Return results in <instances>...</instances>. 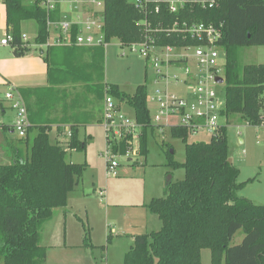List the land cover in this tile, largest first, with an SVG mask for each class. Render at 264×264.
<instances>
[{
	"label": "trees",
	"instance_id": "16d2710c",
	"mask_svg": "<svg viewBox=\"0 0 264 264\" xmlns=\"http://www.w3.org/2000/svg\"><path fill=\"white\" fill-rule=\"evenodd\" d=\"M3 4L15 57L29 52L28 44L21 40L24 22L36 23L35 46L46 43L47 14L38 0H3ZM60 13L57 7L50 18L58 20ZM103 15L105 41L116 39L121 46H128L142 40L140 22L145 15L131 0H104ZM147 19L152 27L160 24L162 28L183 21L221 25L219 46L225 52L222 114L227 119L237 116L250 127L264 128V64L240 65L236 55L240 47H264V0H217L213 9L194 5L177 14L163 9ZM71 34L76 35L75 28ZM159 37L161 45L195 44L178 33ZM80 55L87 56L85 64L80 61ZM42 60L47 85L17 89L30 123L26 135L33 134L17 142H3L9 151H5V157L10 156V160L0 164L1 264L45 263L46 250L40 244L42 227L51 220L55 209L66 206L69 193L79 187L87 167L85 162H67L65 156L69 151H85L87 138L79 140L78 129L93 122L94 117L91 113L71 116L69 110H72L66 105L58 106L59 87L80 84L97 101L109 94L117 103H127L140 128L138 156L146 155L148 135L154 131L147 108V84L138 85L132 95L125 96L117 85L104 82L103 48L51 45L46 47ZM0 109H3L1 103ZM53 126L56 130L68 126L67 146L51 141L49 133ZM5 128L3 125L2 130ZM169 134L183 143L184 161L179 163L173 160V152L166 153V167L182 169L183 179L169 182L163 197L153 198L143 206L157 217L160 228L134 235L123 264H201L200 253L204 249L209 250L210 264H264V205L237 195L256 177L237 182L239 170L227 162L226 127L205 143L188 142L190 134L184 128H170ZM130 138L123 137L113 152L126 154ZM238 231L242 239L232 243ZM82 246L95 249L88 227H84ZM105 248L99 247L101 258Z\"/></svg>",
	"mask_w": 264,
	"mask_h": 264
},
{
	"label": "rangeland",
	"instance_id": "374dc122",
	"mask_svg": "<svg viewBox=\"0 0 264 264\" xmlns=\"http://www.w3.org/2000/svg\"><path fill=\"white\" fill-rule=\"evenodd\" d=\"M62 9L63 11H68L66 5H62ZM0 24L3 26L5 25V7L3 0H0ZM28 25L29 29L25 28L24 31L26 30V39L29 41V52L26 53L24 58H30V62L33 63H30L29 66L20 68L18 66L19 61L24 58L16 59L10 47L6 49L0 48V74L8 73L12 74L9 76H13V73H15L17 75L14 76L15 78L13 80L17 82H31L32 86L35 87L44 86V74L43 72L42 74L39 73L37 69L41 67L42 70H44L45 68L40 50L44 53L46 48L44 46H35L33 43L36 36V23L34 21H29ZM236 55L240 65L264 64V47H240L236 49ZM87 60L88 58L86 55H80V61L83 64H85ZM1 67H3V69H1ZM32 72L37 73L36 75L27 74ZM18 73H22L24 76H20L21 74ZM103 73L104 82L117 85L125 96L132 95L135 88L145 82L147 84V108L149 117L153 119L157 110L156 105L150 100L152 91L155 88L153 82L151 83L153 71L146 66L141 57L130 52L127 48L120 47L118 41L112 39L104 48ZM144 73L146 75V80L144 79ZM219 76L221 78L223 77L222 69ZM159 86L161 87V82ZM9 88L10 86L0 76V103L3 107L9 104L3 99V95ZM216 90L219 106H221L224 102V86H219ZM168 91L172 95L184 97L189 89L170 85ZM57 93L58 98L61 99L58 106H62L63 104L66 105L68 109L72 110H69L71 116L91 113L94 120H99L102 117V101H97L93 98L92 95L84 90L82 85L66 84L59 87V92ZM118 104H120L121 114L130 120L133 119V110L129 105L125 102H120ZM5 111V115H2L0 110L1 121L2 119L6 121V118H12V114H10L9 110ZM58 118L61 119L60 116ZM175 120L176 119L172 118L169 122L175 124ZM228 120L229 124L226 127L228 158L232 159L233 165L239 170L237 182L240 183L253 177L260 180V185L253 184L247 186L243 192H238L237 195L250 196V192L253 189H260L264 194V128L250 127L237 116L229 118ZM81 129L80 138H87L86 149L84 152L72 153L71 160L72 163L85 162L87 164L86 170L80 180L79 187L75 191H81L88 209L90 210L91 219L94 224L95 242H97V240L101 242L104 238L103 234L105 231L104 228H102L104 218L106 217L104 206L108 203L120 206L118 208H110L109 219H118L119 223L123 224L124 227L132 225L133 229L129 231V234H141L159 230L160 222L157 217L153 215L150 217L154 219L156 224L151 220L146 225V231H143V229L139 230V228L143 226L142 222L144 221L143 214L145 210L140 207L134 208L133 205L144 204L145 202L148 203L153 198L163 197V183H165L169 177L171 178V182H178L183 179L184 172L182 169L177 168L171 170L166 167V153H170L171 151H173V160L179 163L184 161L183 143L178 139L171 138L168 129H166L163 134L158 133L154 129L153 134L148 135L146 155L138 156V135L140 134V128H138L135 132V138L130 136L131 138L128 140L130 144L129 151L123 155L119 153L113 154V161L117 164L115 175L106 176V160L103 156L106 150V134L102 124L99 125L98 122L93 121L91 124L81 127ZM67 131L68 129L66 127L62 126L59 130H56V127L53 126L49 135L50 138L52 135H55L56 139L60 138V140H62V135L66 134ZM240 139L242 143H239ZM12 140L17 141V136L13 135ZM209 140L210 135L201 132L191 135L188 138V142L191 143H205ZM115 146L118 145H116V143L113 145L112 152ZM5 151L9 153L5 144L2 143L0 145V164L9 163L10 156L6 158ZM100 189L105 190L106 202L105 195L102 198L98 196V191ZM82 221L84 227H87L85 217H82ZM72 222L78 227L76 220ZM153 224L156 225V227H151ZM240 234V231L235 234L232 243L235 242V239H237ZM123 239L126 241L128 240L124 238V236ZM122 240H120V242H122ZM103 245L105 246L106 244ZM98 257H100L99 254ZM100 261L103 263L102 260ZM200 263L210 264L209 250H201ZM119 264H122V262L120 261Z\"/></svg>",
	"mask_w": 264,
	"mask_h": 264
},
{
	"label": "built area",
	"instance_id": "2783aa9c",
	"mask_svg": "<svg viewBox=\"0 0 264 264\" xmlns=\"http://www.w3.org/2000/svg\"><path fill=\"white\" fill-rule=\"evenodd\" d=\"M38 2L47 14V32L50 34L52 29L58 32L52 42L49 38L47 39L44 47L73 45L104 49L109 43L105 41L103 33L104 0H38ZM131 3L145 15L144 20L140 22L143 38L128 46L119 45L141 57L146 66L153 71L151 83L153 82L155 88L150 100L157 107L151 119L154 129L160 134H163L166 129L180 127L188 130L190 136L199 132L210 135V138L218 135L222 127L228 126V119L222 114L224 102L219 106L216 90L223 85V83H217V79L221 78L219 76L221 69L224 76L225 52L219 46L222 26L204 22L189 24L183 21L180 24L174 22L171 27L162 28L160 24L152 27L147 19V16L160 14L163 9L169 14H177L187 6L194 5L201 9H213L217 7V0H131ZM62 5H66L68 11H63ZM57 7L61 11L60 18L53 21L50 15ZM74 28L76 35L73 37L71 32ZM172 33L181 34L183 39L193 40L195 44L161 45L158 43L159 35ZM0 35V46L13 49V40L6 24L0 25ZM21 40L27 43L25 34L21 35ZM170 85L185 87L189 91L184 97H178L169 93ZM5 99L9 101L10 109L14 112L12 130L17 138L22 139L30 127L23 99L13 89L5 94ZM118 106L112 96L105 94L102 99L101 124L106 134V150L103 153L106 160V176L115 175L117 167L113 161V145L115 143L118 145L123 137L135 138V132L139 128L133 119L130 120L121 114ZM172 118L176 119L175 124L169 122ZM62 136L65 137V142L61 144L67 146L70 139L69 130ZM104 195L105 191L100 189L98 196L102 198Z\"/></svg>",
	"mask_w": 264,
	"mask_h": 264
},
{
	"label": "crops",
	"instance_id": "0c3cea01",
	"mask_svg": "<svg viewBox=\"0 0 264 264\" xmlns=\"http://www.w3.org/2000/svg\"><path fill=\"white\" fill-rule=\"evenodd\" d=\"M62 9V7H61ZM63 10V9H62ZM28 22H24L21 26V32L22 34H25L24 29L27 28L29 29ZM1 25V24H0ZM28 31V30H27ZM58 35V32L54 29L50 31L49 34V40H52L56 38ZM50 41V42H52ZM27 44H29V41L27 40ZM29 47V45H28ZM42 47V46H38ZM2 49H6L9 47H1ZM46 48V47H45ZM11 49V48H10ZM12 54H13V49H12ZM40 54L42 56V52L40 50ZM23 57L17 58L16 59H22ZM35 61V59H34ZM32 64L33 62H30V58H24L21 61H19V67L23 68L26 66H29V64ZM45 65V64H44ZM3 69V67H1ZM39 73L44 74V80H45V85L44 86H39V87H45L47 85V78H46V66L44 70H42L41 67L37 69ZM37 72H32V73H27L31 75H36ZM13 76H9L12 74L8 73H2L0 74L1 78L10 86L9 92L11 89L18 91L17 89L20 88H39L38 86H32L31 82L28 83H20L15 80H13L17 74L13 73ZM21 74L20 76H24V72L18 73ZM6 92V93H7ZM5 93V94H6ZM5 94L3 95V99L9 103L5 99ZM6 107V108H5ZM0 109L1 114L5 115L6 111L9 110L10 114H12V118H6V121L2 119L0 120V145L6 141L9 140L11 142H17L20 140L17 138V141L12 140V136L16 135L13 130H12V124L14 121V112L10 109V103L8 106H5ZM102 111V108H101ZM102 118V117H101ZM101 118L93 120L94 122H98V124H101ZM92 123V122H91ZM89 123V124H91ZM87 124V125H89ZM3 125L6 127L4 131L2 130ZM68 128V126L66 127ZM81 128L78 130V139L82 140L80 138V133H81ZM51 133V132H50ZM49 133V134H50ZM33 133H30L26 135V139L32 136ZM51 141L52 142H65V137L62 136V140L60 138L56 139L55 135L51 136ZM239 143H242V140H239ZM74 152L68 153L65 156V159L67 162H72L71 160V155ZM74 163V162H73ZM233 164V162H232ZM250 179V178H248ZM246 179L245 181H247ZM243 181V182H245ZM253 184H258L260 185V180L256 179L253 182H250L246 184L241 190L238 192H243L247 186H251ZM165 187V183H163V188ZM78 189V188H77ZM76 189V190H77ZM164 190V189H163ZM105 191V190H104ZM99 192V191H98ZM251 195L250 196H245L246 199L250 200L253 204L256 205H264V194L260 191V189H253L251 190ZM240 196V195H238ZM240 196V197H242ZM105 202H106V193H105ZM147 204L146 202L144 204H135L133 205L134 208H142L145 210V213L143 214L144 216V221L142 228L143 231H146V225L149 221H153L154 224L155 221L152 219L153 214L149 213L143 206ZM118 208L120 207L119 205H114V204H105L104 210L106 213V217L104 218V224L102 225V228H104L105 233L103 234V240L99 242L100 240H97L95 242V234H94V224L91 219V214L90 210L88 209L87 203L85 199L83 198V194L78 191L73 190L71 193H69L67 197V203L64 208H58L55 209L54 214L48 222H46L41 230V241L40 244L43 246L46 250V259L44 264H119L121 261L123 264V256L127 252V250L132 246L133 243V236L137 234H129V231L133 229L132 225L129 226H123V224L119 223V220L116 218L109 219V211L111 210L110 208ZM147 212V213H146ZM149 214V215H148ZM155 216V215H153ZM82 217H85L87 227L89 228V237L91 244L95 247V249L90 250L89 248H84L82 246V241H83V236H84V225L82 221ZM156 217V216H155ZM77 221V226L74 225L72 221ZM146 223V224H145ZM152 225L151 227H156V225ZM117 227V228H116ZM135 228V227H134ZM154 229V228H153ZM137 230V231H139ZM113 231V232H112ZM108 232V233H107ZM150 232H155V231H150ZM150 232H144V233H150ZM143 234V233H141ZM108 236L110 237V241L107 243V238ZM124 238H127L128 240L126 241ZM113 238V239H112ZM115 238V239H114ZM123 239V240H122ZM242 239V234H240L237 239H235L234 243H239L240 240ZM105 240V241H104ZM122 240V242H120ZM44 242V244H43ZM102 243V244H101ZM43 244V245H42ZM103 244H106V251L103 253L101 258V251L99 247L104 246ZM98 254L100 257H98ZM103 263H101V261Z\"/></svg>",
	"mask_w": 264,
	"mask_h": 264
},
{
	"label": "water",
	"instance_id": "95a60500",
	"mask_svg": "<svg viewBox=\"0 0 264 264\" xmlns=\"http://www.w3.org/2000/svg\"><path fill=\"white\" fill-rule=\"evenodd\" d=\"M217 83L222 84V83H223V79L218 78V79H217ZM172 152H173V151H171L170 153H172ZM227 162H228V164H232V159H231V158H228V159H227ZM169 182H171V178H170V177H169L168 180L165 182V186H166Z\"/></svg>",
	"mask_w": 264,
	"mask_h": 264
}]
</instances>
